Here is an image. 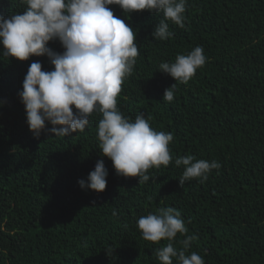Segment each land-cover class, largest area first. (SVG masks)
Wrapping results in <instances>:
<instances>
[{"label":"trees","instance_id":"1","mask_svg":"<svg viewBox=\"0 0 264 264\" xmlns=\"http://www.w3.org/2000/svg\"><path fill=\"white\" fill-rule=\"evenodd\" d=\"M25 7L0 0V16ZM109 7L134 29L139 48L117 107L171 133L173 160L149 169L143 184L117 175L100 154L96 112L83 132L34 138L18 93L32 62L44 71L53 65L46 56L4 57L0 45V264H160L156 251L168 241H145L137 221L168 207L188 229L173 240L177 250L194 235L186 254L198 253L205 264H264V0H187L185 27L167 21L173 36L164 41L152 36L162 12ZM48 46L64 51L58 40ZM196 46L206 63L165 101L176 81L159 65ZM187 155L221 167L180 187L184 167L175 159ZM101 159L105 191L81 189L78 181Z\"/></svg>","mask_w":264,"mask_h":264},{"label":"clouds","instance_id":"2","mask_svg":"<svg viewBox=\"0 0 264 264\" xmlns=\"http://www.w3.org/2000/svg\"><path fill=\"white\" fill-rule=\"evenodd\" d=\"M21 2L26 5L23 12L0 16L2 55L19 61L46 56L53 65V70L44 71L41 62H32L24 77L22 91L18 93L34 138H39L42 132L56 137L83 132L90 116L99 113L102 117L97 124L100 154L112 161L117 175L138 178L139 184L148 182L149 169L166 167L172 162L169 144L173 135L154 130L142 113L133 121L123 116L117 107V97L124 80L133 72L139 48L134 29L115 16L109 6L118 5L127 14L143 10L162 12L164 18L152 36L164 41L173 36L167 21L185 27L187 0ZM55 40L61 43L62 53L48 46ZM205 63L202 46H196L187 55L178 54L174 62H162L159 71L176 81L165 89L163 99L173 101L177 82L188 83ZM175 165L184 167L178 180L180 187L192 179L204 182L213 169L221 167L215 160H197L193 155L176 158ZM107 176L108 170L101 159L88 174L87 181L78 183L81 189L100 193L106 189ZM137 227L145 241H168L156 251L160 264H173V258L177 264H205L198 253L186 254L196 236H187L182 242L183 249L174 247L177 234L188 231L178 210L168 207L160 209L158 214L141 216Z\"/></svg>","mask_w":264,"mask_h":264}]
</instances>
